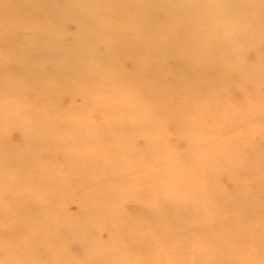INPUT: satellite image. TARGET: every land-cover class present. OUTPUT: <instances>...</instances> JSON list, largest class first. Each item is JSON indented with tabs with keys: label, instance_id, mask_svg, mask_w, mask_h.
<instances>
[{
	"label": "rangeland",
	"instance_id": "obj_1",
	"mask_svg": "<svg viewBox=\"0 0 264 264\" xmlns=\"http://www.w3.org/2000/svg\"><path fill=\"white\" fill-rule=\"evenodd\" d=\"M0 38V264H264V0H0Z\"/></svg>",
	"mask_w": 264,
	"mask_h": 264
},
{
	"label": "bare ground",
	"instance_id": "obj_2",
	"mask_svg": "<svg viewBox=\"0 0 264 264\" xmlns=\"http://www.w3.org/2000/svg\"><path fill=\"white\" fill-rule=\"evenodd\" d=\"M45 1V0H44ZM25 11V10H24ZM28 17V16H27ZM29 18V17H28ZM29 20V19H28ZM39 25V24H38ZM23 26V25H22ZM25 27V26H24ZM92 37V36H91ZM1 39V38H0ZM131 42V41H130ZM153 42V41H152ZM163 42V41H162ZM97 44V43H96ZM155 44V43H154ZM162 45V44H161ZM148 46V45H147ZM107 47V46H106ZM139 47H140V45H139ZM51 48V47H50ZM138 48V47H137ZM148 48V47H147ZM163 48V47H162ZM90 49V48H89ZM149 49V48H148ZM126 50V49H125ZM128 50V49H127ZM165 50V49H164ZM125 53V52H124ZM130 53V52H129ZM192 54V53H191ZM192 61V60H191ZM81 63V62H80ZM136 65V64H135ZM131 66V65H130ZM71 67L72 68H75V67H78L79 68V70H80V68H81V70H82V72H84V69H83V64H77L76 66H74V65H72L71 64ZM135 70V69H134ZM146 71H149L150 70V68H146L145 69ZM146 71H144V72H146ZM157 71V70H156ZM157 73H159V72H157ZM6 75V74H5ZM82 78H83V76H81ZM18 86V85H17ZM127 86L128 87H131V85H129V83L127 84ZM146 92L147 91H149V87H148V89L146 90V87L145 88H143ZM42 93V92H41ZM50 96H51V94H49ZM92 95V94H91ZM171 95V94H170ZM169 95V96H170ZM174 95V94H173ZM176 95V94H175ZM180 95V94H179ZM176 96H178V95H176ZM44 97V95L43 94H40L39 93V96H38V98H40L39 100H42V98ZM127 97V96H126ZM37 98V99H38ZM157 98V97H156ZM27 99V96L25 97V100ZM159 99V98H158ZM125 100H128V98L127 99H125ZM158 103V102H157ZM39 106V105H38ZM40 107V106H39ZM158 108H156V110H157ZM13 109H11V111H12ZM13 111H15V112H17V110H13ZM12 111V112H13ZM258 117V116H257ZM74 119V118H73ZM0 124H6V123H1L0 122ZM89 138L90 139H92L93 137H91V136H89ZM89 153H91V152H89ZM240 175H245V176H248V177H254L255 176V174H252L251 176H249V175H246V174H243V173H240ZM252 177V178H253ZM244 178V177H243ZM17 179V177H15L14 178V180H16ZM237 180L238 179H235L234 178V182H237ZM192 181V183H194V179H192L191 180ZM242 181L243 182H246L247 180L246 179H242ZM18 194V195H22V188H21V186H20V188L18 189V190H16L15 192H14V194ZM32 196V195H31ZM32 198V197H31ZM38 199V198H37ZM18 203H19V201H17L16 199H14V198H12V200L9 202V203H7V204H12V205H15L16 207H18L19 209H20V207H19V205H18ZM41 204V203H40ZM3 205H5V204H3ZM264 210V209H263ZM263 212V211H262ZM262 228H264V226H262V227H259V230L260 231H262L263 229ZM252 229H255V228H252ZM230 230V229H229ZM264 231V230H263ZM249 232H253V233H255L256 234V241H261L264 237V235H260L259 234V232H258V230H256V231H251V229H250V231ZM225 238H223L222 237V240H224V242H229V241H231V239H234V238H232L230 235H225L224 236ZM258 244L260 245V242H258ZM225 251H226V254L225 255H229V254H232V253H234V252H236V248L233 246V247H226L225 248ZM238 263H240V264H242V262L239 260L238 261Z\"/></svg>",
	"mask_w": 264,
	"mask_h": 264
}]
</instances>
